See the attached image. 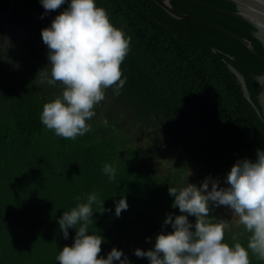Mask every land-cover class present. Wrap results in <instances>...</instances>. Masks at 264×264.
Instances as JSON below:
<instances>
[{
  "label": "trees",
  "instance_id": "1",
  "mask_svg": "<svg viewBox=\"0 0 264 264\" xmlns=\"http://www.w3.org/2000/svg\"><path fill=\"white\" fill-rule=\"evenodd\" d=\"M68 3L46 12L40 0H0V29L14 39L7 46L0 37V264H59L76 229L65 239L58 219L93 192L106 209L92 206L88 229L104 238L99 255L107 258L115 247L130 264H150L134 251L152 249L158 234L172 231L163 222L180 212L169 186L199 187L209 176L224 186L237 160L264 150V129L221 60L180 45L149 18L142 0H96L130 37L120 66L126 82L119 95L106 90L87 121L91 131L75 140L57 136L40 120L44 103L63 88L39 82L50 71L41 31ZM104 164L116 168L115 180ZM122 197L128 208L117 217ZM212 216L228 222L217 208ZM249 236L229 222L224 242L247 248ZM249 259L264 264L251 250Z\"/></svg>",
  "mask_w": 264,
  "mask_h": 264
},
{
  "label": "clouds",
  "instance_id": "2",
  "mask_svg": "<svg viewBox=\"0 0 264 264\" xmlns=\"http://www.w3.org/2000/svg\"><path fill=\"white\" fill-rule=\"evenodd\" d=\"M40 2L48 12L59 9L66 0ZM41 36L48 49L50 71H43L39 82L52 86L59 82L63 88L61 95L44 103L40 120L57 136L75 140L91 131L87 121L95 115V106L105 99L106 90L112 88L114 95H119L124 86L126 78H121L120 66L130 50V37L111 23L96 0H70L50 27L42 29ZM103 172L109 180H115V167L104 164ZM168 192L174 197L172 208L180 212L168 214L163 222L172 231L158 234L152 249H135L137 257H146L150 264H250L251 250L264 261V150H256L255 160H237L224 186L220 179L209 176L199 187L191 183L179 189L169 186ZM94 204L100 207L99 213L106 211L104 201L93 192L87 195L86 203H78L58 219L65 239L70 228H75L76 234L72 246H64L56 259L59 264H130L123 251L115 247L107 258L99 255L104 238L88 232ZM221 206L228 208L250 233L247 248L239 242L231 247L224 242L227 224L212 216L214 208ZM127 208L122 197L116 202L115 215L119 217ZM190 216L195 217L194 223Z\"/></svg>",
  "mask_w": 264,
  "mask_h": 264
},
{
  "label": "water",
  "instance_id": "3",
  "mask_svg": "<svg viewBox=\"0 0 264 264\" xmlns=\"http://www.w3.org/2000/svg\"><path fill=\"white\" fill-rule=\"evenodd\" d=\"M180 45L221 60L264 129V0H142Z\"/></svg>",
  "mask_w": 264,
  "mask_h": 264
},
{
  "label": "rangeland",
  "instance_id": "4",
  "mask_svg": "<svg viewBox=\"0 0 264 264\" xmlns=\"http://www.w3.org/2000/svg\"><path fill=\"white\" fill-rule=\"evenodd\" d=\"M8 31H5V30H2V29H0V37L1 38H3V39H5L6 41H7V43L9 42V43H11V44H7V46H12L13 44H14V39H13V37H12V35H8ZM10 34V33H9ZM0 38V47L2 46V43H4L5 41L4 40H2ZM174 153H175V151H173ZM173 152H169L168 153V156H165V158L163 159V163L161 164V166L162 167H164V166H166V165H168V163L170 162V160L173 158ZM220 212H222L223 214H224V216L227 218V220H228V222L227 221H225L226 222V224H227V227L229 226V222L230 223H232V224H234L235 226H239L240 224L238 223V218L237 217H235L233 214H232V212L228 209V208H226V207H224V206H221V207H219V208H217Z\"/></svg>",
  "mask_w": 264,
  "mask_h": 264
}]
</instances>
